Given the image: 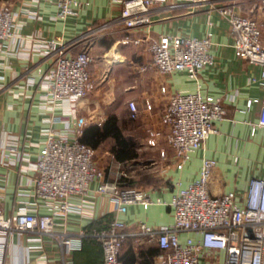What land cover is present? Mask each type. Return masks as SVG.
I'll list each match as a JSON object with an SVG mask.
<instances>
[{
	"label": "crops",
	"instance_id": "1",
	"mask_svg": "<svg viewBox=\"0 0 264 264\" xmlns=\"http://www.w3.org/2000/svg\"><path fill=\"white\" fill-rule=\"evenodd\" d=\"M0 3L8 4L14 11V29L22 35L5 39L0 45V150L4 153L0 156L2 213H13L24 203L34 204L38 212L45 211L41 199L31 194V177L35 173L32 162L43 141L44 127L49 125L57 130L65 123L64 119L50 120L52 114L61 116L63 111L61 104L49 105L43 96L42 72L50 57L30 46L31 37L60 36L72 41L71 51L86 48L92 78L96 75L95 66L90 65L92 55L99 56V62L105 63L103 70L106 71L102 72L106 76L107 90L116 91L119 104L110 108L109 97L105 111L96 109L89 94L92 86L77 100L76 113L86 117L85 125L95 119L101 121L107 113L113 112L122 133L134 141L135 153L116 159L109 148L112 139L104 138L109 141L104 150L111 159V166L115 161L125 172L119 182L141 187L149 198L167 199L179 185L196 176L202 156L214 158L206 181L211 193L228 189L242 192L250 176H264V125L255 123L259 103H246L248 97L264 93V66L234 54L228 22L217 8L219 4H232L235 10L255 16L264 28V1L175 0L172 5L155 2L150 6V21L132 32L144 36L137 43L120 42L123 29L113 19L119 5L112 0H80L76 12L64 17L55 14L54 0H0ZM206 30L210 31L212 62L204 66L196 78L188 76L181 68L161 73L148 64L151 60L148 38L162 32L200 36ZM141 64L148 65L141 69ZM112 68L115 71L110 74ZM261 69L263 74H260ZM194 89L219 95L225 111L221 118L214 120V129L208 132L201 146L176 166L172 149L163 137L166 125L160 121V111L169 92ZM144 97L148 98L150 107L143 106ZM128 98H132L138 108L135 117L128 115ZM74 116L68 115V124ZM148 127H157L162 132L154 144L145 141ZM104 139L94 146L96 150ZM9 143L15 146L14 151L2 148ZM159 149L163 150L162 154ZM97 162L104 167L108 164L100 159ZM114 175L112 171L106 173L109 178ZM94 186L95 180H91L87 194L71 195V204H81L80 209L69 210L62 222L53 225L55 230L69 234L84 231L80 246L63 254L64 258L71 257L74 264L99 262V240L90 230L104 226L113 212L108 196ZM119 215L128 232L139 221L158 225L172 219L171 207L162 202H150L146 206L130 202ZM185 234L197 236L192 231L178 233L180 238ZM155 243L154 238L137 240L127 233L120 251L128 245L138 256L139 248ZM61 260L56 239L44 232L12 230L0 243V264H61Z\"/></svg>",
	"mask_w": 264,
	"mask_h": 264
},
{
	"label": "built area",
	"instance_id": "2",
	"mask_svg": "<svg viewBox=\"0 0 264 264\" xmlns=\"http://www.w3.org/2000/svg\"><path fill=\"white\" fill-rule=\"evenodd\" d=\"M112 1L119 5L118 14L113 18L123 29L119 40L131 43L144 38L132 32L150 21V6L153 3L172 5L175 2ZM54 2L55 14L64 17L76 12L80 0ZM217 8L228 22L234 54L264 66V28L256 17L235 10L229 3L219 4ZM30 13L33 15L34 11ZM14 16L8 4L0 3V45L5 39L22 36L14 29ZM31 39L33 49L50 57L42 72L43 96L49 105L61 104L63 111L61 116L52 114L50 120L64 119L65 123L57 130L49 125L44 127L43 141L32 162L35 173L31 177V194L41 199L45 211L38 212L34 204L28 203L21 204L13 213L4 214L0 210V243L12 230L44 232L59 244L61 264H74L71 257L64 258L63 254L80 246L84 231L69 234L55 230L53 225L62 222L69 210L80 209L81 204H71L69 197L87 194L89 181L95 180L94 189L108 196L113 209L104 226L90 230L100 244L101 257L97 264H123L119 252L127 233L137 240L155 239L158 250L152 256V264H264V176H250L242 192L228 189L211 193L206 181L214 158L202 156L196 176L179 185L167 199L159 196L149 198L141 187L119 182L125 172L121 168L110 169L111 164L106 167L98 164L96 148L78 137L86 117L76 113L77 100L93 86L87 49L80 47L71 51L72 41L63 40L60 36ZM209 43V30L200 36L159 33L148 38L147 48L151 54L148 64L161 73L181 68L188 76L196 78L201 69L212 62ZM148 64H141L139 68L143 69ZM260 74H263V69ZM250 101H258L255 123L264 125V93L246 99L247 104ZM126 105L128 115L135 117L138 112L135 101L128 98ZM143 106L150 107L146 97L143 98ZM224 111L219 95L201 93L198 89L168 93L159 118L166 125L163 137L172 149L176 166H180L192 150L201 146L208 132L214 129V120L221 118ZM69 114L75 116L68 124ZM95 122L99 123L100 119H95ZM161 133L157 127L146 128V143L154 144ZM2 148L8 151L16 149L10 143ZM159 153L162 154L163 150L159 149ZM1 155H4L3 150H0ZM113 163L119 166L117 162ZM110 171L115 174L114 178L106 176ZM130 202L142 206L150 202L166 203L171 207V222L150 225L139 221L128 232L119 213ZM181 230L195 232L197 236L185 234L180 238L178 233Z\"/></svg>",
	"mask_w": 264,
	"mask_h": 264
},
{
	"label": "trees",
	"instance_id": "3",
	"mask_svg": "<svg viewBox=\"0 0 264 264\" xmlns=\"http://www.w3.org/2000/svg\"><path fill=\"white\" fill-rule=\"evenodd\" d=\"M78 137L92 146H96L106 137L111 138L112 143L109 148L116 159H122L135 153L132 147L134 141L122 133L120 127L115 122V115L113 112L107 113L99 124L88 122L83 125L82 131ZM157 248L158 246L156 243L150 244L144 248H139L137 250L139 253L137 256L136 252L127 245L119 252V256L123 264H132L133 261H136V264H150L151 255Z\"/></svg>",
	"mask_w": 264,
	"mask_h": 264
},
{
	"label": "rangeland",
	"instance_id": "4",
	"mask_svg": "<svg viewBox=\"0 0 264 264\" xmlns=\"http://www.w3.org/2000/svg\"><path fill=\"white\" fill-rule=\"evenodd\" d=\"M104 54V53H102ZM106 53H105V57H106ZM101 57V56H100ZM99 56H93L91 58V64L95 66L96 68V75L94 74V78H93V87L90 90L89 94L92 95V98L94 99V103H95V107L96 109H101L103 111H105V109H107V100L110 97V108H114L116 105L119 104V96L116 93L115 90H113V88H111L112 90L109 92V90H107V83H106V76H104V72L106 70H103L105 67V63H100L99 62ZM104 71V72H102ZM115 69L112 68V71H110V74L112 72H114ZM93 75V74H92ZM109 92V93H108ZM88 94V96H89ZM108 94V96H107ZM91 97V96H90ZM118 103V104H117ZM120 106V105H119ZM109 141L107 139H104L100 144H99V149H97V161L102 160V161H107L108 164H110V158L108 156V153L105 152V148H107V146L109 145L108 143ZM107 164V165H108ZM111 168L114 169H120L121 165L119 164V166H115L112 164Z\"/></svg>",
	"mask_w": 264,
	"mask_h": 264
}]
</instances>
